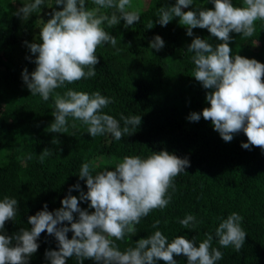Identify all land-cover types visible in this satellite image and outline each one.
<instances>
[{
  "label": "trees",
  "instance_id": "16d2710c",
  "mask_svg": "<svg viewBox=\"0 0 264 264\" xmlns=\"http://www.w3.org/2000/svg\"><path fill=\"white\" fill-rule=\"evenodd\" d=\"M30 2L33 0H0V199L8 196L18 201L15 220L7 221L4 233L0 234L12 236L22 228L30 230L28 217L43 210L45 204L49 211L61 208L69 188L76 184L80 189L73 187L71 195L79 197L80 191L86 193V180L79 177L85 162H94L92 174L96 175L105 169L114 170L125 156L147 158L152 152L167 151L187 158L190 166L175 178V191L169 189L172 199L167 208L154 210L143 218L136 225L135 236L116 241L120 250L135 247L139 239L148 238L157 230L169 242L182 235L194 239L198 246L206 238L205 233L214 236L222 219L236 212L243 217L245 245L236 252L231 246L220 247L214 238L212 247L223 253L217 264H264V151L254 146L251 150L242 148V143H247L242 131L231 142H225L210 120L202 116L199 121L188 119L191 113H202L210 107L206 95L211 91L194 78L193 53L187 52L188 46L195 37L213 46L220 41L207 29H193V36H188L179 18L167 26L156 23L158 8L173 6L176 0H149L141 10L140 21L132 26L125 27L123 20L112 28L102 25L117 43L115 47L109 43L97 48L96 76L55 91L60 94L68 88L89 94L99 91L115 99L103 112L117 119L121 127L124 126L121 115L141 116V125L120 141L111 134L92 138L86 125L71 118L67 133H51L48 128L55 119L52 115L55 93L48 101L39 95L32 96L22 72L27 69L30 76L35 71L38 54H32L28 45L42 43L39 31L43 22L50 19L49 13L54 9L62 10V6L55 5V0H45L40 13H33L24 21L15 13ZM232 3L244 6L243 0ZM86 7H94L91 0H86ZM204 8L213 9L212 0H193V5L182 11ZM111 11L101 9L109 15ZM150 20L154 26L147 29ZM255 27L256 33L248 38L230 33L229 46L233 56L264 64V21H257ZM157 35L164 41L160 51L149 47ZM73 122L77 125L75 129L71 127ZM45 148L50 149L51 155L41 162L40 154ZM89 203L81 201L80 207L91 213L94 209L88 207ZM188 214L203 223L196 229H184L179 220ZM156 220L160 224L153 228ZM64 224L70 227L68 222ZM72 235L67 234L69 239ZM37 243L40 246L28 264H50L45 252L58 250L55 237L44 232ZM174 259L177 264H187L183 254ZM66 264L78 262L72 257ZM83 264L96 262L85 259Z\"/></svg>",
  "mask_w": 264,
  "mask_h": 264
},
{
  "label": "clouds",
  "instance_id": "9594fccd",
  "mask_svg": "<svg viewBox=\"0 0 264 264\" xmlns=\"http://www.w3.org/2000/svg\"><path fill=\"white\" fill-rule=\"evenodd\" d=\"M91 2L94 7L89 9L86 0H55L54 4L62 6V10L54 9L49 13L50 19L43 22L39 31L42 43L28 45L32 54H38L34 61L36 68L30 76L24 69L22 79L32 96L39 95L48 101L55 93V111L52 113L55 119L49 132L67 133L71 118L86 125L92 138L111 134L120 141L141 125V116L121 115L124 125L121 127L117 119L103 112L115 103L114 98L103 96L99 91L91 94L72 88L63 94L55 91L96 76L97 48L109 43L115 47L117 43L115 36L102 25L112 28L123 20L128 27L140 21L141 10L134 7L132 0ZM44 3L45 0H33L19 8L15 15L27 21L33 13H40ZM212 3L213 9L195 11H182L193 5V0H176L173 6L158 8L156 23L159 25L167 26L174 18H179V24L186 27L188 36H193V29H207L220 41L213 46L207 40L195 37L188 46L187 52L193 53L194 78L204 89L211 90L206 95L210 107L204 108L202 113H191L188 119L199 121L202 116L204 120H210L225 142H231L234 135L242 131L247 137L242 148L251 150L254 146L264 151V64L256 59L233 56L229 46L230 33L242 34L244 38L256 33V22L264 21V0H243V7L234 6L232 0H212ZM101 9L112 11L109 15ZM153 26L150 20L146 28ZM149 47L160 51L164 41L157 35ZM71 127L75 129L76 123L73 122ZM49 155L50 149L45 148L40 154L41 162ZM188 166L187 158L181 159L167 151L152 152L147 158L125 156L114 170L105 169L96 175L92 174L94 162L83 163L79 177L86 180L87 192L80 191L79 197L71 195L73 187L80 189L76 184L69 188L61 208L49 211L45 204L43 210L29 216L30 230L22 228L12 236L0 234V264H28L29 258L37 252L38 238L44 232L58 242V250L45 252L50 264H66L72 257L78 264H83L85 259L96 264H156L160 260L164 264H177L174 256L181 254L187 257V264H217L223 259V253L212 247L214 238L220 247L231 246L240 252L247 233L242 228L243 217L236 212L222 219L214 236L205 233L206 238L198 246L194 239L182 235L169 242L157 230L148 238L139 239L135 247L120 250L116 241L135 236L136 225L143 218L154 210L167 208L172 199L169 189L175 191V178ZM81 201L90 202L88 207L94 211L89 213L82 209ZM17 213L16 198L5 196L0 199V233H4L6 222L14 221ZM179 223L184 229H196L203 221L188 214ZM159 224L156 220L152 227L158 228ZM69 232L73 233L71 239L67 236Z\"/></svg>",
  "mask_w": 264,
  "mask_h": 264
},
{
  "label": "rangeland",
  "instance_id": "374dc122",
  "mask_svg": "<svg viewBox=\"0 0 264 264\" xmlns=\"http://www.w3.org/2000/svg\"><path fill=\"white\" fill-rule=\"evenodd\" d=\"M149 0H132L134 7L139 8L140 10L144 9L148 4ZM133 10V9H130Z\"/></svg>",
  "mask_w": 264,
  "mask_h": 264
}]
</instances>
